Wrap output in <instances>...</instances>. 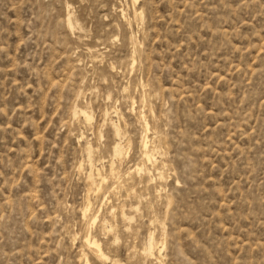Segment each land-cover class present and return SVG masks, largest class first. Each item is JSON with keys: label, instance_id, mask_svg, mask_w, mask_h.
I'll use <instances>...</instances> for the list:
<instances>
[{"label": "rangeland", "instance_id": "1", "mask_svg": "<svg viewBox=\"0 0 264 264\" xmlns=\"http://www.w3.org/2000/svg\"><path fill=\"white\" fill-rule=\"evenodd\" d=\"M114 260L264 264V0H0V264Z\"/></svg>", "mask_w": 264, "mask_h": 264}, {"label": "bare ground", "instance_id": "2", "mask_svg": "<svg viewBox=\"0 0 264 264\" xmlns=\"http://www.w3.org/2000/svg\"><path fill=\"white\" fill-rule=\"evenodd\" d=\"M135 1H137V0H135ZM69 9V8H68ZM133 9H135V7L133 8ZM69 11V10H68ZM136 10H134V12H135ZM139 14V13H138ZM70 15V14H69ZM123 16H125L124 14H123ZM136 16V15H135ZM130 18V17H129ZM128 18V19H129ZM125 19H126V17H125ZM72 17H71V15L69 16V18H68V24L70 25V29H71V27L73 28V27H75L73 24H72ZM127 21V20H126ZM131 24V23H130ZM133 33V32H132ZM148 96V95H147ZM144 97V96H143ZM143 99V98H142ZM147 104V103H146ZM133 108H134V106H133ZM83 112V111H82ZM144 113V112H143ZM118 115V114H117ZM143 115V114H142ZM146 116V115H145ZM88 117H89V115H88ZM147 117V116H146ZM85 119H87V118H85ZM108 119V118H107ZM146 119V118H145ZM144 120V119H143ZM145 121V120H144ZM147 121V120H146ZM146 121H145V124H147L146 123ZM140 122V121H139ZM115 128V127H114ZM143 128V127H142ZM147 128V127H146ZM152 128V127H151ZM118 129V128H117ZM121 131H122V129H121ZM145 131V130H144ZM150 131V130H149ZM155 132H157V131H155ZM118 133V132H117ZM123 133V132H122ZM149 133H151V131L149 132ZM121 134V133H120ZM125 134V133H124ZM145 135V134H144ZM158 135H159V133H158ZM118 136V135H117ZM158 138V137H157ZM143 140V139H142ZM146 141H147V138H146ZM145 141V143H144V154H145V157H146V159H150L151 158V155H150V151H149V146H148V143ZM144 142V141H143ZM149 142V141H148ZM162 142V141H161ZM89 148V147H88ZM157 151V150H156ZM154 153V152H153ZM92 154V153H91ZM118 154V153H117ZM124 155V154H123ZM153 157V156H152ZM157 158V157H156ZM152 161V160H151ZM143 162V161H142ZM145 163V162H144ZM143 163V164H144ZM141 166V165H140ZM166 167V166H165ZM111 168V167H110ZM139 168V167H138ZM143 168H145V167H143ZM95 169V168H94ZM117 170V169H116ZM138 170V169H137ZM147 170V169H146ZM145 171V170H144ZM98 172H99V170H98ZM112 172L113 171H111L110 173L112 174ZM114 172H116V171H114ZM160 172V171H159ZM145 173V172H144ZM92 174V173H91ZM95 174V173H94ZM93 174V175H94ZM105 174V173H104ZM116 173H114V175H115ZM114 175H113V178H115L114 177ZM146 175V174H145ZM121 176V175H120ZM146 178V177H145ZM101 179V178H100ZM110 179V178H109ZM93 180V179H92ZM99 181V180H98ZM108 182V180H105V183H107ZM92 182V181H91ZM100 182V181H99ZM103 183H104V180H103ZM102 183V184H103ZM92 184H94V183H92ZM97 185V184H96ZM105 185V184H104ZM94 186H95V184H94ZM98 187H100V186H98ZM106 187V186H105ZM93 188V187H92ZM97 188V187H96ZM95 188V189H96ZM101 188V187H100ZM94 189V190H95ZM103 189H104V187H103ZM108 189V188H107ZM101 191V190H100ZM99 192V191H98ZM102 192V191H101ZM159 193H160V191H159ZM97 195H98V193H96ZM101 194V193H100ZM86 207V206H85ZM88 207V206H87ZM89 209V208H88ZM92 209V208H91ZM83 211V210H82ZM90 211V210H89ZM88 211V212H89ZM85 212V211H84ZM87 212V211H86ZM87 212V214H89ZM115 212V211H114ZM83 213V212H82ZM85 214V213H84ZM86 215V214H85ZM97 215V214H96ZM117 215V214H116ZM84 216V215H83ZM88 216V215H87ZM86 216V217H87ZM85 217V216H84ZM83 217V218H84ZM97 217H98V215H97ZM96 217V218H97ZM84 219H86V218H84ZM105 219V218H104ZM127 219V218H126ZM103 222V221H102ZM104 224V223H103ZM107 225V224H106ZM104 226V225H103ZM106 227V226H105ZM152 238V237H151ZM150 238V239H151ZM85 239H87V243H88V245L91 247V249L93 250V253H95L99 258H101V259H108V256H107V254L103 251V249H102V247H101V245H100V243L98 242V239H96L95 237H93L92 235H89L87 238H85ZM84 242H86V241H84ZM86 243V244H87ZM154 245H155V239H154V234H153V238L151 239V241H150V248H149V250H150V252H152V250H153V248H154ZM89 249V248H88ZM149 254V253H148ZM95 255V256H96ZM154 255V254H153ZM112 264H121L120 263V261H118V260H114V262L112 263Z\"/></svg>", "mask_w": 264, "mask_h": 264}]
</instances>
